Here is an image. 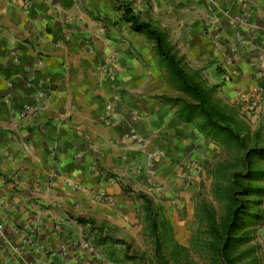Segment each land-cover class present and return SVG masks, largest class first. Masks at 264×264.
Listing matches in <instances>:
<instances>
[{"label":"crops","instance_id":"1","mask_svg":"<svg viewBox=\"0 0 264 264\" xmlns=\"http://www.w3.org/2000/svg\"><path fill=\"white\" fill-rule=\"evenodd\" d=\"M121 5L227 114L264 123V0H0V264H162L128 197L183 94Z\"/></svg>","mask_w":264,"mask_h":264},{"label":"rangeland","instance_id":"2","mask_svg":"<svg viewBox=\"0 0 264 264\" xmlns=\"http://www.w3.org/2000/svg\"><path fill=\"white\" fill-rule=\"evenodd\" d=\"M141 20L150 23L162 36L165 35L157 22L142 18ZM135 34L139 37L142 36L149 47L152 46L149 54L153 57H150L148 62L157 71L161 69L160 67L166 68L174 84L179 88L183 87L182 79L175 80V74L168 67L167 60L160 56L156 50L153 35L137 32ZM167 42L168 40L165 43L168 46V54L174 55L173 58L176 62H180L178 66L181 65L182 60L170 52ZM181 69L191 76L186 68ZM191 79L196 80V78ZM198 83L205 99L207 98L205 111L214 119L217 115L214 103L209 96V88L203 83ZM182 98L190 101L185 96ZM171 113L173 115L172 111ZM176 113L182 118H189L191 123H183L179 120L175 122V117L172 116V120L168 121L166 127L162 126L164 132L160 136L161 140L158 143L152 142L149 148L148 163L142 169H135L136 171L132 173V177H135L134 182L139 184L137 183L138 187L135 186L134 196L128 197L131 200L129 208L132 209L127 216V222L157 223L155 231L149 226L147 231L151 232L152 230L154 234L158 232V235H152L151 232L149 237L151 241H156L159 238L161 243L172 240V237H169L171 236L169 230H167L168 223H173L175 227L181 226L180 231H176L177 242H174L191 251L192 263L210 264L203 257V251H199V247L195 246L200 239L203 240L207 237L205 232L208 218L211 217L213 222L220 223L224 217L226 202L223 194L230 184L231 173H246L245 163L242 160L244 151L235 148L228 150L221 143L208 138V135L216 134L217 125L214 126L212 123L204 125L203 121L204 126L199 124L202 117L197 116L194 109L191 110L186 106L180 108L179 106ZM232 118L233 130L242 137L243 143L248 149L256 151L264 149V123L245 116L237 118L232 115ZM204 119L209 123L207 117ZM250 168L256 173V178L261 179L254 182L253 185L264 186V159H253ZM126 185L122 186L127 190L129 186L126 187ZM260 211L264 213V204L260 206ZM252 231L251 240L241 242L236 254L245 253L244 251L250 248L252 249L251 256L243 255L241 264H264V219L256 224ZM252 231L250 230V232ZM150 251H155L153 245Z\"/></svg>","mask_w":264,"mask_h":264},{"label":"trees","instance_id":"3","mask_svg":"<svg viewBox=\"0 0 264 264\" xmlns=\"http://www.w3.org/2000/svg\"><path fill=\"white\" fill-rule=\"evenodd\" d=\"M123 11L122 19L131 24V28L137 33H147L153 35L156 50L167 60L168 67L174 73L175 80L182 79V86L178 89L182 92L183 96L187 97L190 101L182 99H173L174 104H178L180 108L186 106L194 112L197 116L202 117L199 124L204 122V125L212 123L217 125L214 135H208V138L221 143L225 148L240 149L244 151L242 158L245 163L246 173H231V179L229 186L224 190L223 198L225 199V214L220 223L213 222L212 218H208L207 230L205 232L206 238L199 240V243L195 247H199V251H203L205 259L210 264H241L242 256L249 254L251 256L252 249L247 248L244 252L236 254L238 245L241 242H248L253 236L255 225L263 221L264 213L260 211V206L264 204V186H255L254 182L261 180L256 178L255 172L250 168L253 159H264V149L256 151L254 149H248L243 143L242 137L233 130L232 122L233 118L227 114L220 105L212 101L214 104L216 118L212 119L208 112L205 111V95L199 86V83L191 78L193 75H189L182 70V64L178 66V61L173 58L174 55L168 54L166 36L159 34L150 23L142 21L138 14H134L129 6L121 5ZM170 46V43L167 42ZM170 52H172L170 46ZM173 53V52H172ZM170 62V63H169ZM182 63V62H181ZM211 93V92H210ZM209 93V96H210ZM184 105V106H183ZM176 117L183 123H191L189 118H182L176 113ZM209 119V123L205 122L204 118ZM203 125V126H204ZM250 230L252 232H250ZM157 246L155 251L159 253L162 264H194L191 259V251L187 248L180 246L173 240H168L166 243L160 242L157 239ZM197 251V250H195ZM207 260H204L205 262ZM205 264V263H204Z\"/></svg>","mask_w":264,"mask_h":264},{"label":"built area","instance_id":"4","mask_svg":"<svg viewBox=\"0 0 264 264\" xmlns=\"http://www.w3.org/2000/svg\"><path fill=\"white\" fill-rule=\"evenodd\" d=\"M80 243H81V245H82L83 247H85V248H88V247H89L88 243H87L84 239H80ZM60 250H61V252H62L64 255H66V248H65L64 245H62V246L60 247Z\"/></svg>","mask_w":264,"mask_h":264}]
</instances>
